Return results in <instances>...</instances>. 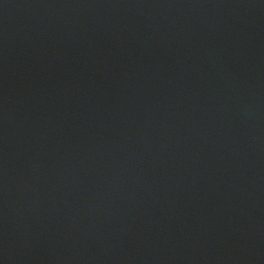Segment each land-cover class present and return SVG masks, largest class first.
Masks as SVG:
<instances>
[{
  "label": "water",
  "instance_id": "1",
  "mask_svg": "<svg viewBox=\"0 0 264 264\" xmlns=\"http://www.w3.org/2000/svg\"><path fill=\"white\" fill-rule=\"evenodd\" d=\"M0 264H264V0H0Z\"/></svg>",
  "mask_w": 264,
  "mask_h": 264
}]
</instances>
